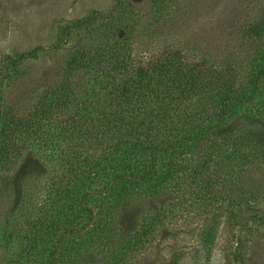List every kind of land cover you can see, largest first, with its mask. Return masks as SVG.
I'll return each mask as SVG.
<instances>
[{
  "label": "trees",
  "instance_id": "16d2710c",
  "mask_svg": "<svg viewBox=\"0 0 264 264\" xmlns=\"http://www.w3.org/2000/svg\"><path fill=\"white\" fill-rule=\"evenodd\" d=\"M148 1L156 18L171 15L168 6L183 16L193 7ZM115 2L94 34L99 41L76 49L59 69V85L30 109L2 107L0 93V173L28 150L56 172L25 229H16L23 248L11 264L36 255V264H136L170 230L172 206L150 208L140 223L134 204L144 206L149 195L155 202L164 184L162 195L174 185L170 196L241 222L232 192H242L245 171L264 162V133L238 132L237 111L253 103L264 109V15L247 24L243 54L216 53L200 41L149 33L127 0ZM39 50L0 55V63L15 68ZM80 71L90 75L83 91Z\"/></svg>",
  "mask_w": 264,
  "mask_h": 264
},
{
  "label": "rangeland",
  "instance_id": "374dc122",
  "mask_svg": "<svg viewBox=\"0 0 264 264\" xmlns=\"http://www.w3.org/2000/svg\"><path fill=\"white\" fill-rule=\"evenodd\" d=\"M182 1L193 4V9L182 8L188 10L184 16L168 6L166 11L171 15L156 18L155 5L148 0H127L126 7L150 27L149 33L200 41L206 48L213 46L216 53L236 48L243 54L247 45L242 35L247 24L264 15V0ZM115 6V0H0V55L15 57L40 48L39 58L23 60L15 68L0 63L1 106L7 104L17 113L24 112L42 92L59 85V69L76 49L99 41L92 39L95 33H102L105 22L101 18ZM90 15L98 18L93 25L81 22ZM116 20L126 25L122 19ZM89 76L80 71L75 77L80 91L88 87ZM237 118L238 132L264 133V109L259 103L248 109L243 106ZM253 167L242 176V192H232L231 196L234 208L241 207V222L230 218L225 209L207 213L189 196H170L174 185L165 195L166 184L160 187L155 202L149 195L144 206L134 204V220L140 223L151 216L150 208L161 211L172 206L171 212L165 211L170 230L158 237L136 264H173L174 259V264H264V223L259 220L264 215V162ZM49 169L28 150L8 173H0V264H11L22 251L23 237L15 232L25 229L39 207L37 202L52 189L56 172ZM29 259L26 264L33 259L36 264L39 256Z\"/></svg>",
  "mask_w": 264,
  "mask_h": 264
}]
</instances>
